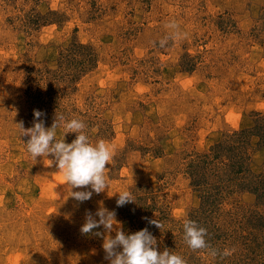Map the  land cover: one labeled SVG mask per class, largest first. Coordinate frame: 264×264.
I'll return each mask as SVG.
<instances>
[{"label":"rangeland","instance_id":"1","mask_svg":"<svg viewBox=\"0 0 264 264\" xmlns=\"http://www.w3.org/2000/svg\"><path fill=\"white\" fill-rule=\"evenodd\" d=\"M173 20L186 37L161 47ZM34 109L46 128L79 119L91 143L115 146L108 189L80 203L53 155L31 157L18 124L33 127ZM257 121L264 0H0V264H109L103 238L80 231L101 206L187 264H264ZM123 191L134 202L117 207ZM185 220L209 249L187 245Z\"/></svg>","mask_w":264,"mask_h":264},{"label":"clouds","instance_id":"2","mask_svg":"<svg viewBox=\"0 0 264 264\" xmlns=\"http://www.w3.org/2000/svg\"><path fill=\"white\" fill-rule=\"evenodd\" d=\"M170 30L169 35L159 43L161 47L166 46L169 39L180 40L186 37V33L179 30L178 23L173 20L166 25ZM44 112L34 109L33 127L25 129L23 122L18 124L22 136L30 137L26 146L27 152L33 159L38 157L54 156V162L66 180L69 189V197L83 203L92 198L93 193L100 194L109 187L108 168L115 154V146L103 139L95 144L91 143L85 134L86 124L79 119H71L64 123L63 117H57L51 127L46 128L41 117ZM64 128V138L55 140L56 129ZM68 133H76V138L71 143L65 142ZM73 189H90L73 191ZM117 207L134 202L129 191L118 192ZM96 217H99L97 220ZM149 224L161 228L157 219H148ZM103 226L105 232L94 231ZM115 226V227H114ZM184 240L193 250L209 249L206 241L207 229L199 226L192 220H185L183 224ZM82 234H92L103 238L104 259L109 264H187L180 255L165 248L162 252L158 250L157 239L147 227L135 233H126L120 223L116 220L115 211H109L101 206L95 214L90 210L85 213V222L80 229ZM115 232L112 236L111 233ZM107 233L108 235H105ZM235 249L225 248L222 252L211 249L210 254L215 257L221 255L228 257Z\"/></svg>","mask_w":264,"mask_h":264},{"label":"trees","instance_id":"3","mask_svg":"<svg viewBox=\"0 0 264 264\" xmlns=\"http://www.w3.org/2000/svg\"><path fill=\"white\" fill-rule=\"evenodd\" d=\"M264 128V122H261L260 124H259V122L257 121V124H256V128L257 129H259V128ZM222 146H221V148H220V150L222 151L224 148H225V144L223 143V144H221ZM215 154H217V153H215ZM218 155V154H217ZM241 166H242V164H241ZM240 170V169H239ZM248 170V173L250 174L251 173V176H254V174H255V172L253 173V171L251 170V169H247ZM258 190V189H257ZM256 191V190H255Z\"/></svg>","mask_w":264,"mask_h":264}]
</instances>
